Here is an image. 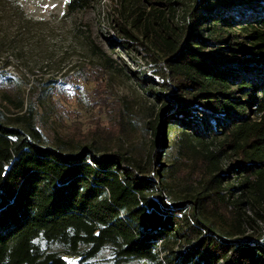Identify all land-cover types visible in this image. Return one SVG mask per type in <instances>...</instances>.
Masks as SVG:
<instances>
[{"label": "trees", "instance_id": "16d2710c", "mask_svg": "<svg viewBox=\"0 0 264 264\" xmlns=\"http://www.w3.org/2000/svg\"><path fill=\"white\" fill-rule=\"evenodd\" d=\"M162 1L141 0V7L153 12ZM191 2L184 22L171 29L157 21L153 31L138 13L153 49L120 27L158 68L161 84L136 77L146 95L171 102L163 119L147 126L154 141L145 159L100 154L94 143L62 136L50 143L33 119L34 106L13 119L0 110V264H97L103 253L110 264H264V242L239 240L241 218L228 215L220 196L234 173L245 199L237 207L264 209V0ZM88 3L66 6L77 13ZM236 26L245 35L233 39ZM3 98L24 110V98ZM125 127L118 126L121 136L136 122ZM217 137L222 147L210 151L213 142L206 143ZM167 143L176 146L169 166L161 158ZM230 150L236 160L224 174ZM174 181L204 189L178 195Z\"/></svg>", "mask_w": 264, "mask_h": 264}, {"label": "rangeland", "instance_id": "374dc122", "mask_svg": "<svg viewBox=\"0 0 264 264\" xmlns=\"http://www.w3.org/2000/svg\"><path fill=\"white\" fill-rule=\"evenodd\" d=\"M67 1L0 0V110L13 119L25 113L28 105L34 106L33 119L50 143L62 136L83 146L94 143L100 154L145 159L154 141L147 126L167 114L171 102L159 86L155 87L163 104L146 95L136 77L146 76L154 85L161 84L155 73L158 68L143 47L126 42L120 27L153 49L151 34L146 36L143 21L139 25L138 13L150 20L153 31L157 21L171 29L184 22L192 2L163 0L164 5L152 12L141 7V0H89L88 9L73 13L68 12ZM241 31L236 26L231 37L244 36ZM227 55L234 62H245L243 56ZM6 78L15 82L3 86L1 80ZM4 95L13 102L24 98V110L6 103ZM130 120L136 122V129L121 136L118 126L126 128ZM103 136L108 143L96 141ZM210 143V151L221 149L222 137L208 139L206 144ZM167 144L166 150L158 146L155 151L161 150V158L169 166L176 146ZM223 156L221 169L226 174L236 159L231 150ZM223 181L220 196L228 203L226 212L239 215L245 231L239 240L264 242L263 207H237L236 202L245 201L239 191L242 178L230 173ZM171 186L178 195L199 194L204 189L200 184L190 187L177 181ZM107 257L103 253L97 264H110Z\"/></svg>", "mask_w": 264, "mask_h": 264}]
</instances>
